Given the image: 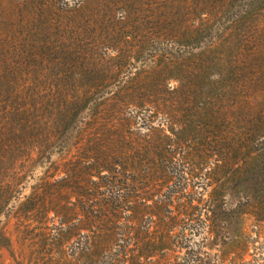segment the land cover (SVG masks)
I'll return each mask as SVG.
<instances>
[{
	"label": "trees",
	"instance_id": "1",
	"mask_svg": "<svg viewBox=\"0 0 264 264\" xmlns=\"http://www.w3.org/2000/svg\"><path fill=\"white\" fill-rule=\"evenodd\" d=\"M0 21L7 201L45 167L15 213L53 214L86 264H226L206 250L228 192L264 215V0H11Z\"/></svg>",
	"mask_w": 264,
	"mask_h": 264
},
{
	"label": "rangeland",
	"instance_id": "2",
	"mask_svg": "<svg viewBox=\"0 0 264 264\" xmlns=\"http://www.w3.org/2000/svg\"><path fill=\"white\" fill-rule=\"evenodd\" d=\"M10 6L11 0H0L2 11L0 16H4ZM2 24L4 22L0 21V26ZM0 35L2 36L1 28ZM134 67L136 69V65ZM16 169L18 173L24 172L19 166ZM44 170L45 167L38 164V161L33 170L30 172L25 170L27 177L19 186V198L16 200L7 201V189L0 187V264H86L88 262L81 255H73L76 248L74 241L79 239L78 242H82L81 235L64 247L52 244L53 236L59 228V221L53 214H50L48 219L40 220L36 216H20L15 213L23 197L30 193V187L43 175ZM0 179H3L4 183L7 180L1 171ZM242 196V193L228 192L226 199L229 204L232 203L231 209L234 213L228 219H225L222 213L214 217L218 245L208 246L206 251L213 257L224 256L226 264H229L231 259L232 264H264V215L258 214L259 208L257 204H253L252 195L249 196L251 203L249 207L243 205ZM244 209H247L244 214H238ZM174 213H176L175 208H173ZM179 225L183 223L180 222ZM201 236L203 237V234ZM193 240L200 243L199 236ZM174 255L177 253L171 252L172 259ZM176 263V261L170 262V264Z\"/></svg>",
	"mask_w": 264,
	"mask_h": 264
}]
</instances>
